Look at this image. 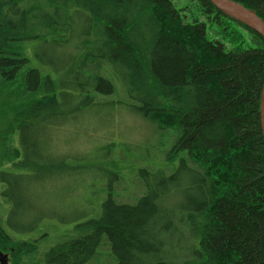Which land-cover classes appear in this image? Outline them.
<instances>
[{"label": "trees", "instance_id": "obj_1", "mask_svg": "<svg viewBox=\"0 0 264 264\" xmlns=\"http://www.w3.org/2000/svg\"><path fill=\"white\" fill-rule=\"evenodd\" d=\"M190 1L229 37V47L208 39L206 23L187 21L172 0H0V126L7 127L0 135L2 146H7L6 134L17 129L25 147L28 138L33 141L30 149L34 145L42 156L56 150L43 131L103 105L101 95L115 93L105 73L110 67L130 99L126 105L158 130L174 131L166 158L180 161L179 168L192 178L186 191L197 192L194 204L164 210L165 232H153L154 242L147 239L150 221L163 216L157 201L175 191L161 192L163 181L177 176L176 169L169 175L166 166L157 172L156 183L143 186L134 203H120L109 195L96 217L75 223L45 252V264H97L105 246V262L99 264H264V140L259 118L264 40L209 0ZM233 1L264 20V0ZM78 16L87 24L82 47L91 49L88 62L69 70L86 78L78 81L80 94L57 92L49 76L41 82L37 70L21 71L27 62L19 51L22 43L73 35ZM19 80L26 85L13 96L11 87ZM72 97L76 102L66 105L64 100ZM21 98L27 102L17 103ZM36 148L34 157L27 153L28 158L13 163L21 172L45 163L41 154L35 159ZM11 153L12 158L5 152V159L15 161L17 150ZM149 168L142 172L154 177ZM32 191L37 192L35 185L18 194L34 201ZM1 220L0 251L11 264H28L37 252L36 241L7 234ZM161 233L185 239L186 255H176L171 245L165 250Z\"/></svg>", "mask_w": 264, "mask_h": 264}, {"label": "rangeland", "instance_id": "obj_2", "mask_svg": "<svg viewBox=\"0 0 264 264\" xmlns=\"http://www.w3.org/2000/svg\"><path fill=\"white\" fill-rule=\"evenodd\" d=\"M172 1L177 9H183L187 21L197 19L206 23L208 39H217L230 46L227 43L229 37H224L216 25L203 17L194 2ZM184 7H186L185 10ZM86 27L84 19L78 16L73 35L64 39L57 37L55 41L47 39L46 42L22 43L19 51L27 62L23 63L21 71L37 70L41 82L42 77L49 76L57 92L80 94L82 91L78 81L86 78L83 75L75 76L69 70H74L75 65L77 66L81 61L88 62L87 60L91 58L88 54L91 49L82 47L81 35L85 33ZM70 64L72 67L69 66ZM105 70L106 76L110 77L114 84L115 93L101 95L99 102L103 105L94 106L80 114H73L64 123L58 120L56 124L60 125L59 128L43 131L44 135H48L46 140L49 139L56 146V150L42 156V161L45 163L40 164V168H30L29 171L24 172L19 169L17 172L5 170L7 173L4 174L1 173L3 169L0 164L2 228L16 239L36 241L37 252L30 256L28 264H45V252L58 242L64 233L71 231L75 223H83L96 217L100 213L101 204L107 201L109 195L120 203H134L142 193L143 186L146 189L147 184H151L152 180L156 183L154 178L158 177L157 172L164 170L166 166H168L169 175L174 174L173 169H176L177 176L172 181H163L160 186L161 192L164 193L169 188L175 191H172L171 197L163 202L157 201L158 205H161L159 208L163 216L155 215L150 221L148 225L150 236L147 239L154 242L153 232H165L164 210H170L175 206L185 207L189 203L194 204L197 199L196 191L192 189L189 192L186 191L192 178L185 170L179 168L180 161L177 159L171 162L170 158L168 160L166 158L167 151L175 142L174 131L158 130L155 124L126 105L130 99L121 88L112 68ZM78 72L83 73L79 69ZM32 80L36 81L34 76ZM24 85L26 84H23L21 80L13 85L11 87L13 96L20 94ZM37 92L38 90L35 91L36 94ZM42 94V92L38 93L37 97H41ZM19 100L16 102H27L22 98ZM64 102L66 105H73L76 100L72 97L66 98ZM108 102L113 104L106 105ZM6 128L5 124L0 126V135L4 134ZM17 133L15 129L6 134L7 139L3 141V144H7L5 147L2 146L0 139L2 164L7 163L5 152H8L12 158L11 142L16 140ZM27 142L31 143V139H27ZM8 160H10L9 157ZM146 166L152 168H149L148 173L153 174L155 171L154 177L144 175L142 170L146 169ZM54 167L57 171L52 170ZM22 173L26 175H20ZM23 177L26 180L22 179ZM141 184L142 187H140ZM31 185H35L39 192V195L35 196L37 192L34 194L32 191L34 201L26 199L22 193L18 194L21 188L26 186L29 189ZM177 219L180 218L177 217ZM45 233L48 235L43 237ZM161 237L162 240L167 241L165 250H168L171 245L175 247L176 255L180 257L186 255L187 241L185 239L179 235L173 237L165 233H161ZM107 251V246L102 248L97 264L105 262ZM5 256L7 258V255ZM7 261L11 264L8 258Z\"/></svg>", "mask_w": 264, "mask_h": 264}, {"label": "water", "instance_id": "obj_3", "mask_svg": "<svg viewBox=\"0 0 264 264\" xmlns=\"http://www.w3.org/2000/svg\"><path fill=\"white\" fill-rule=\"evenodd\" d=\"M220 12L227 17L242 23L257 34L264 40V20H262L254 11L247 9L243 5L233 0H209ZM260 128L262 138L264 140V79L260 92ZM0 264H8L7 258L0 251Z\"/></svg>", "mask_w": 264, "mask_h": 264}, {"label": "flooded vegetation", "instance_id": "obj_4", "mask_svg": "<svg viewBox=\"0 0 264 264\" xmlns=\"http://www.w3.org/2000/svg\"><path fill=\"white\" fill-rule=\"evenodd\" d=\"M18 131V130H17ZM15 138L16 140L11 142V146H13L14 150L16 149L17 150V157H19L18 159H16L15 161L12 160L10 158V160H7V163L6 162H3L2 165V172L1 173H7L6 171H10V170H15L16 172L18 171V168L13 164L14 162L17 163V162H20L22 161L23 159L25 158H28V154L27 153H30L32 157H34V151H35V146L33 145L32 148L30 149L29 146H31L33 144V141L31 143L27 142V139L26 138V147L24 144H22V142L20 141V134L19 132L15 135ZM12 148V149H13ZM37 151L35 152V156H37V154H41V152L39 151L38 148H36ZM50 152H48L47 154H44L43 155H49ZM51 154V153H50ZM37 157H35V159H37ZM40 159L42 158V154L40 155L39 157ZM6 170V171H5ZM0 173V174H1Z\"/></svg>", "mask_w": 264, "mask_h": 264}]
</instances>
